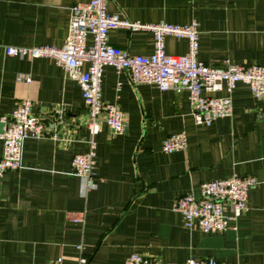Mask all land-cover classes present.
Instances as JSON below:
<instances>
[{"label":"crops","instance_id":"crops-1","mask_svg":"<svg viewBox=\"0 0 264 264\" xmlns=\"http://www.w3.org/2000/svg\"><path fill=\"white\" fill-rule=\"evenodd\" d=\"M88 1L0 0V115L29 100L32 114L59 137L25 140L21 168L0 175V264H51L59 257L77 264L81 254L89 264H124L131 253L167 263L264 264V97L255 99L243 83L230 94L231 115L203 126L192 121L186 91L133 85L125 73L104 67L101 99L123 113L126 131L100 125L94 190L85 192L72 174L71 159L88 151L89 139L78 84L50 59L10 57L4 48H60L69 8ZM107 12L141 24L194 22L197 61L264 67V0H108ZM108 43L131 55L153 52L149 32L114 29ZM164 50L185 55L187 41L167 36ZM20 74L30 83L17 81ZM180 132L186 149L163 153V140ZM230 175L256 181L236 230L187 229L172 210L175 199L198 198L200 184Z\"/></svg>","mask_w":264,"mask_h":264},{"label":"built area","instance_id":"built-area-1","mask_svg":"<svg viewBox=\"0 0 264 264\" xmlns=\"http://www.w3.org/2000/svg\"><path fill=\"white\" fill-rule=\"evenodd\" d=\"M108 0H89L69 8L67 36L60 48L5 47L7 56L19 59L46 58L60 67L66 78L78 84L87 112L88 151L71 159L72 174L83 181L85 192L95 185V136L103 123L113 133L126 131L124 115L114 103L101 99L103 68L112 67L116 73H125L133 85H152L160 92L186 91L189 112L195 125L209 126L232 113L230 94L237 83L245 84L255 99L264 97V67L254 64H232L209 67L196 60L197 27L194 22L178 26L166 23L141 24L130 22L107 12ZM125 29L132 33L149 32L153 36V52L150 55H131L108 43V33ZM173 36L187 41V53L181 56L167 55L164 38ZM88 38L91 43L88 44ZM17 81L30 83L27 75L20 74ZM120 83L117 84L119 89ZM223 92L222 96L209 93ZM32 103L22 101L9 115H0V175L21 168L22 147L29 138L50 137L57 141V133H48L45 125L31 112ZM57 120L62 113L56 109ZM187 139L184 132L163 140L161 150L165 154L184 151ZM256 184L250 176L230 175L224 179L207 181L199 186V197L187 194L175 199L172 210L178 213L187 229L197 228L203 233H221L236 230L235 222L246 210L247 192ZM81 252L82 247L77 246ZM51 264H63L61 257ZM77 264H89L82 254ZM124 264H239L221 263L211 258L189 259L184 263H167L159 259L131 253Z\"/></svg>","mask_w":264,"mask_h":264}]
</instances>
